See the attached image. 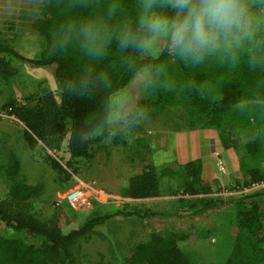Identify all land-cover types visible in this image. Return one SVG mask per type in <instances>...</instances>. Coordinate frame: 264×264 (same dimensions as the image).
<instances>
[{"label": "trees", "instance_id": "16d2710c", "mask_svg": "<svg viewBox=\"0 0 264 264\" xmlns=\"http://www.w3.org/2000/svg\"><path fill=\"white\" fill-rule=\"evenodd\" d=\"M70 0H47L42 8V17L31 23L24 34H16L10 43L0 45V52L27 61L33 65L54 66V75L61 89L57 100L53 91L43 88L34 104L20 103L10 99L5 108L26 125L25 139L30 145L37 140L50 148L59 149L68 136L71 159L87 158L92 146L109 134V124L105 122L106 101L116 92L123 90L133 79L123 65L125 57H131L137 68L159 65L169 52L163 51L158 58L141 57L134 52L120 53L113 43L107 57L90 62L75 47L69 46L64 52L52 51L53 38L60 25L69 15H87L89 9H69ZM113 0H100L99 11H104ZM121 5L117 19L133 20L136 14L135 0H117ZM30 44L24 49L22 44ZM8 56L0 57V74L6 78L15 75ZM96 73L106 72L111 86L99 85L85 94L68 93V85L77 80L90 66ZM115 65L116 67H113ZM169 76L166 70L155 75V99L140 100L137 105L148 109V115L155 116L172 104L176 87L167 88ZM187 117L189 127L207 126L216 128L225 148H233L238 155L240 171L245 186L264 181V71H251L245 63L238 65L235 73L216 83L212 92L192 78L187 85ZM202 125H201V124ZM99 129L91 139L81 143L75 132L81 129ZM59 178L67 171L54 161ZM4 171L11 178L8 196L0 200V220L11 232L0 234V264H80L78 253L80 242L97 225L109 217L125 214L124 210L89 218L82 226L64 231L58 220L39 219L30 207L33 198L43 194V184L30 183L18 179L21 169L20 159L12 154ZM172 172L162 169L160 173ZM160 173L150 165L129 178L125 196L146 198L160 193ZM179 187L183 193H210L212 187L202 178L200 160L187 162L179 171ZM67 176V175H66ZM69 176V175H68ZM234 199L237 213V234L226 254L218 253L222 264H264V188ZM203 202L202 198H195ZM212 197L194 207V214L203 213L216 206ZM141 214V210L128 214ZM150 213L171 217L172 210H151ZM143 213L142 216H144ZM184 235L176 231L153 232L149 238L137 243L123 262L113 264H197L179 245Z\"/></svg>", "mask_w": 264, "mask_h": 264}, {"label": "rangeland", "instance_id": "374dc122", "mask_svg": "<svg viewBox=\"0 0 264 264\" xmlns=\"http://www.w3.org/2000/svg\"><path fill=\"white\" fill-rule=\"evenodd\" d=\"M46 2L0 0V45L9 44L18 33H26L30 24L42 17V8ZM29 45L22 44V47L27 50L31 48ZM1 56L8 55L0 52ZM8 59L16 73L10 78L0 74V200L8 196L11 184V178L3 166L15 154L21 163L18 179L43 184V194L30 201L31 211L39 219L58 220L62 229L69 231L82 226L89 218L124 210L125 214L109 217L81 240L78 253L80 264L123 262L137 243L157 231H176L184 235L178 243L192 259L208 261L216 258L218 253H227L238 231L233 198L256 190L253 185L245 186L242 173H237L233 178L235 184L226 186L224 191L231 193L215 196L218 204L203 213L194 214V207L212 197L203 196L202 202L195 200V196H189V193H183L178 183L179 169L155 167L159 173L164 168L172 170L170 173H160L163 192L157 196L130 198L124 193L131 176L150 165L154 166L147 130L176 128L187 124L190 110L185 89L192 78L212 92L216 83L231 77L238 66L230 68L206 61L204 65L192 67L169 53L161 64L153 65V73L154 76L157 74L156 68L168 72L170 78L167 88L176 87L172 104L165 106L162 113L149 115L148 120L137 124L127 138L120 130V124H109V134L92 146L90 157L72 160L68 136L59 149L50 148L40 140L30 145L24 136L27 129L25 123L5 108L10 99L34 104L43 88L51 89L56 99L60 100L61 89L54 75L55 65H33L11 56ZM132 83L133 79L124 89H129ZM132 93L136 104L140 100L156 97L153 90L145 93L132 89ZM113 131L115 136L111 135ZM54 161L64 167L67 176L59 178ZM77 191L81 192L82 197L73 204L67 196ZM183 194L187 196L181 197ZM136 210H141L144 216L128 214ZM151 210H172L173 215H155L150 213ZM10 232L11 228L0 220V234Z\"/></svg>", "mask_w": 264, "mask_h": 264}, {"label": "clouds", "instance_id": "9594fccd", "mask_svg": "<svg viewBox=\"0 0 264 264\" xmlns=\"http://www.w3.org/2000/svg\"><path fill=\"white\" fill-rule=\"evenodd\" d=\"M120 7L113 0L99 11L100 0H70L69 9L90 11L69 15L53 38L52 51L64 52L71 45L95 62L105 59L115 43L120 53L156 59L166 51L192 67L213 61L235 68L243 62L251 71H264V0H135L131 21L117 19ZM123 65L133 74V83L108 98L105 122L120 124L127 138L137 124L149 118L148 109L135 103L132 89L147 93L156 81L153 65L138 69L131 57H125ZM99 85L109 88V76L96 73L92 65L66 92L85 94ZM96 134L98 128L75 132L81 143Z\"/></svg>", "mask_w": 264, "mask_h": 264}, {"label": "crops", "instance_id": "0c3cea01", "mask_svg": "<svg viewBox=\"0 0 264 264\" xmlns=\"http://www.w3.org/2000/svg\"><path fill=\"white\" fill-rule=\"evenodd\" d=\"M147 131L150 155L155 167H171L176 170L181 169L191 160L201 161L202 178L209 181L212 191L206 194H189V196L219 197L222 193H231V191L224 190L227 185L235 184L233 178L237 176V173H241L239 158L233 148L223 146L218 129L184 125L176 128L148 129ZM160 183L161 194L163 188L161 181ZM263 185L264 182L253 185V188L262 189ZM223 262V259L218 257L208 261L196 260L197 264H222Z\"/></svg>", "mask_w": 264, "mask_h": 264}, {"label": "built area", "instance_id": "2783aa9c", "mask_svg": "<svg viewBox=\"0 0 264 264\" xmlns=\"http://www.w3.org/2000/svg\"><path fill=\"white\" fill-rule=\"evenodd\" d=\"M263 182H264V181H263ZM263 182H261V183H263ZM255 184H260V183H255ZM255 184H253V185H255ZM81 197H82V195H81V192H80V191H77V192H75V193H73V194H69V195L67 196L68 200H69L71 203H73V204H74L76 201H79Z\"/></svg>", "mask_w": 264, "mask_h": 264}]
</instances>
